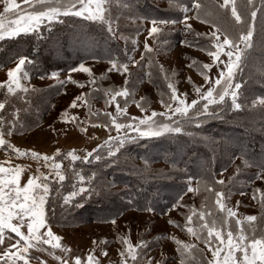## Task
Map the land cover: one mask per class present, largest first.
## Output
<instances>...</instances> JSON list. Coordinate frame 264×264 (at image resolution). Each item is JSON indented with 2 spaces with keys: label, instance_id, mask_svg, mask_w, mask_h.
Returning <instances> with one entry per match:
<instances>
[{
  "label": "trees",
  "instance_id": "16d2710c",
  "mask_svg": "<svg viewBox=\"0 0 264 264\" xmlns=\"http://www.w3.org/2000/svg\"><path fill=\"white\" fill-rule=\"evenodd\" d=\"M237 1L244 2L239 10L248 19L247 0ZM162 2H165L164 8ZM183 2L109 0V13L116 23V32L122 33L120 27H128L126 25L131 21L140 23L138 20L147 18L176 20L181 13L178 7L185 5ZM254 3L259 9L261 0H254ZM201 4L203 8L208 5L206 0H201ZM258 13L253 46L247 50L246 58L233 78L234 83L241 85L237 90L240 109H233L231 97H227L226 104L209 106V112L214 115L185 124L180 133L135 139L123 144L114 157H108V148H101L98 154L103 159L97 161L90 157L91 163L67 160L63 167L65 181L48 182L50 193L44 205L46 223L73 228L112 219L129 208L163 212L185 194L190 178L196 179L197 185H204L206 190L225 168L223 188L232 184L239 187L244 178L252 179L254 173L245 169L260 171L256 164L264 161V156L260 155V148L264 147V107L252 105L254 100L264 97V11ZM107 29V24L100 21L62 15L50 24L45 22L37 34L21 33L0 40V67L9 66L23 55L31 61L24 66L26 72L31 78H42L55 71H68L93 58L122 62L129 55L128 42L121 45ZM152 70L149 68L150 72ZM151 75L158 97L164 98L168 89L162 77L170 75L166 70L161 74L160 69L149 73ZM59 89L53 85L10 94L5 86L0 87V102L5 104L0 117L11 121L18 116L14 127L17 132L37 126L42 119L38 115L45 96H54ZM2 127L6 129L9 125L4 123ZM77 173L84 175L88 183L81 185ZM74 185L77 190L81 186H91L93 191L81 194L83 199L77 196L66 203L64 197ZM206 193L209 192L206 190ZM263 209H260L259 219L264 217ZM262 225L264 222L258 226V237L264 233ZM247 234H252L251 229Z\"/></svg>",
  "mask_w": 264,
  "mask_h": 264
},
{
  "label": "rangeland",
  "instance_id": "374dc122",
  "mask_svg": "<svg viewBox=\"0 0 264 264\" xmlns=\"http://www.w3.org/2000/svg\"><path fill=\"white\" fill-rule=\"evenodd\" d=\"M183 1L185 5L178 7L181 13L175 20L178 23L165 28L164 40L166 42H154L148 37L147 28L150 27V21L153 18L138 20L141 21L140 23L131 21V24L126 25L128 27H120V29H123L121 30L122 33H117L116 23L111 17L113 31L110 32L107 29L108 32L121 45L127 41L128 47L130 48L128 57L124 61L119 62L121 64H127L131 72V77L127 84L131 96L127 98L126 104L125 98H117L120 106L126 108L127 112V117H119L117 120L118 123L127 124L134 122L131 118H143L145 115H151L152 111L158 113L165 111L155 86L151 83L150 78L152 75L149 76V73L153 74L158 69L161 70V66L164 69L163 72L166 70L170 75V81H166L165 76L162 77L166 89H168L167 85L169 82L173 83L178 94H184L181 98H185L187 103H191L193 99H198V95L194 90L196 86L202 87L203 91H206L210 86L205 83L203 76L196 67H189L193 60L197 61L199 65H212L207 72L213 82L218 78L220 71L225 68L228 57L221 53L220 60L224 63H220L217 66V64L213 63L208 51L205 50V45L210 44V41L205 37H200L197 40L195 34L212 31L214 22L222 29H227L230 36H235L238 40L240 33L237 30L239 28L234 24V20L230 16V8L227 12L219 9L218 5L223 3V0H206L208 5L205 4V7L201 8L200 17L197 18L196 10L192 6V0ZM197 2L201 4V0H197ZM17 3L21 7L23 6V0H17ZM240 4L244 5V2L238 3L237 1L238 11L244 16V13L239 10ZM161 6L164 8L165 2H162ZM184 9H187V12ZM2 10V6H0V12ZM185 15L190 17L188 23L191 24V33L184 30L183 18ZM15 18V16L8 17V19ZM205 19L207 22H205ZM248 19L250 21L251 17H248ZM256 26H258L257 21L255 28ZM218 35L223 39L222 32L218 33ZM146 40L155 51L144 55L141 62L142 54L145 53L144 43ZM181 40H187L195 44V46L190 47L181 44ZM239 47L243 48V43H239ZM211 50L214 51L215 49L213 48ZM129 57L139 63L132 64ZM109 61L93 58L81 62L91 69V76L89 73L81 71L71 72L70 69L68 71L53 72L56 73L55 77L51 73L47 77L31 78L23 66L21 72L26 73V75L20 79L21 87L16 91L33 89L35 87H50L53 85L59 86L60 89L54 96H45L38 115L39 117L41 115L42 119L37 126L21 132L13 130L11 135L6 134L7 128L4 129V139L12 148H19L25 152H37L41 154L39 159H33L30 155L17 156L12 148L0 146V165L3 167L22 166L20 176L21 186L27 182L29 176L35 177L38 174L49 176L47 182L58 181L57 178L49 175V168L43 159L44 155L52 156L59 149L61 155L56 158V162L61 164L63 172L66 161L71 160L66 155L69 151L74 150L75 154L81 157L79 160H83L82 158L88 152H91L92 149L97 148L98 145H104V142L109 136H117V131L112 125L110 118L103 115L104 112H110L113 115L116 114V104L115 102L106 103L109 97L105 96V92L113 89L119 91L125 87V83L123 74L114 70H108L110 68ZM17 62L18 60L9 66L0 67V84L7 80L8 69L15 67ZM81 63L74 68H78ZM149 68L151 70L153 68V70L150 72ZM132 72L136 74L132 75ZM163 72L161 71V74ZM236 72L232 79L236 76ZM69 76H71V81L68 79ZM72 81H78L79 84L73 83ZM5 87L7 89V86ZM81 94H84V98L78 100L75 107H70L74 98ZM169 95L170 90L168 89L165 92L164 99L167 100ZM142 97L145 108L144 112L137 107V102H140ZM259 99L254 100L256 103L254 104L252 102V105L264 107V105L259 103ZM200 105L203 106V104ZM173 107H175V104H173ZM91 113H98L99 115L93 116ZM176 118H179V116L177 115ZM120 135L136 136L138 137L137 139L148 138L139 137L138 133H134L128 129L122 130ZM114 147L115 145H113ZM260 151V155L264 156V147H261ZM226 170V168L223 169L214 177L213 185L215 186L212 185V187L215 188V191L223 190L229 193L228 199L225 201L226 206L236 213V217L230 219L229 227L235 231L237 228L235 219H243L249 215L255 216L257 217V221L255 222L256 236L259 238L258 226L262 221L259 219L258 214L260 213V209L264 208V205L261 204L260 193L257 192L255 198L253 194L255 189L264 191V178H256L255 173L259 172V170L246 168V171L254 173L252 179L248 181L244 178V181H240L241 185L239 187H234V184H232L228 188H223L224 184L218 185L215 182L221 179L223 180V175ZM189 181L190 179L187 183V191L179 199L180 205L174 208L173 205L176 202H173L163 212L154 209L151 211H140L135 208H129L112 219L110 218L103 222L92 221L73 228L55 227L47 223V227L41 229V233L46 232L50 228L54 235L61 237L59 243L62 247L54 249L51 244H43V242H40L36 247L29 249V264H60V260L56 257L67 259L69 264H74L75 256H80L82 260L86 259L89 252L93 249L94 240L97 243L93 255L100 259L102 264H119L121 259L119 251L123 248L120 241L121 236H126L134 246L141 241L147 242L148 246L143 250L142 264H147L149 258H151L152 264H155L158 260L162 261L163 264H182L184 256L178 251L180 245H177L176 240L193 244L200 250L198 253H194L195 259L193 264H208V261L212 259V253L208 246L203 242V239H197L186 230L189 226L196 227L198 216L194 217L191 224L187 223V216L193 209L197 213L201 211L202 205H205L203 208L204 211L219 213V209L215 206L208 207L209 202L206 198L209 196V193L207 195L204 185H197L196 179H191V184H189ZM189 186L193 189L198 188V191L189 192ZM214 201L215 197L213 195L211 200L212 205H214ZM219 215L226 216V213H219ZM113 219L116 221L115 224L112 223ZM169 221H173L174 223H170ZM244 226L246 227V224ZM261 228L264 229V226L262 225ZM22 231L27 234L26 224L22 228ZM204 235H206V232ZM15 240L14 233L6 232L5 243L0 244V251L8 247L9 243H15ZM102 240L106 241V243L101 244L100 241ZM215 246L216 242L214 241L212 247L215 248ZM63 248H67L69 251L65 253L62 250ZM102 252H106L107 255H102ZM185 264H187V261H185Z\"/></svg>",
  "mask_w": 264,
  "mask_h": 264
},
{
  "label": "snow or ice",
  "instance_id": "6c2138e0",
  "mask_svg": "<svg viewBox=\"0 0 264 264\" xmlns=\"http://www.w3.org/2000/svg\"><path fill=\"white\" fill-rule=\"evenodd\" d=\"M24 7L22 8L17 0H0V6H2V12H0V40L5 38H12L20 35L21 33L27 34L29 32L37 34L40 31L42 25L47 21L49 24L57 20L60 16L74 15L77 17H84L92 21H100L102 24H107L108 30L113 31L112 18L109 13V0H23ZM248 10L250 11V21L242 16L238 11L237 0H223V3L218 5L219 9H223L227 12L230 8V16L234 20V24L239 28L238 40L235 36H230L227 29H222L213 22V30L208 33H196L197 40L200 37H205L210 44L205 45V50L208 51L213 63L219 66L220 63H224L220 60L221 53L228 57V61L225 64V68L220 71L218 78L213 82L208 75L207 70L212 67L211 64L199 65L197 61L193 60L189 67H196L199 73L203 76L205 83L210 86L206 91L202 90V87L196 86L194 88L198 95V99H193L191 103H187L185 98H181L184 94H178L175 85L171 82L167 87L170 90L168 99L161 98V103L165 108L164 112L152 111L151 115H145L143 118H131L134 122L127 124L118 123L119 117H127L126 108H122L117 101L118 97L125 98V104L127 98L131 96V92L127 87L128 81L131 77V72L127 64H121L117 60H110L109 71H117L124 75L125 87L119 91L109 90L105 92V96L109 97L106 103L116 104V114L113 115L110 112H104L105 117L110 118L112 125L117 131V136H109L104 142V145H98L97 148L92 149L82 159L86 163H91L90 157H94L99 161L103 159L102 155L98 154V150L107 147L108 157H114L119 148L127 141L137 139L136 136H121L122 130L128 129L134 133H138L139 137H158L168 133H180L183 130L185 124H191L193 120H201L209 115L215 113L209 112L210 105H216L227 103V97H231V106L233 109H240L241 104L237 102L238 91L241 88L239 83H234L232 77L240 68V65L246 58L247 50L253 46L255 24L258 17V11H264V0H261V6L257 9L254 0H247ZM193 9L196 10L197 18L200 17V10L202 5L197 0H192ZM187 12V9H184ZM10 16H15V19H8ZM190 17L185 15L183 18L184 30L191 33V24L188 23ZM205 22L207 20L205 19ZM178 21L165 20V19H152L150 21V27L147 28L148 37L154 42H166L165 28L174 26ZM264 28V23H262ZM223 33V39L218 33ZM181 44L187 46H195L187 40H181ZM239 43H243L244 47H239ZM215 49L214 51L211 49ZM145 53L143 56L155 51L148 43L147 40L144 43ZM234 50V51H233ZM234 57V58H233ZM132 64L139 62L132 60L129 57ZM31 63L27 57L19 56L18 62L15 67L9 68L7 71V80H5L0 87L7 86L8 93H14L21 87L20 79L26 73H22L23 66ZM81 71L89 73L91 76V69L81 63L78 68H72L71 72ZM161 71L164 69L161 66ZM55 77L56 73H52ZM71 81V76L68 77ZM166 80L170 81V78L166 75ZM79 84L78 81H72ZM94 82V78H93ZM84 98V94L77 96L72 101L70 107H75L77 101ZM254 104L256 101L253 102ZM259 103L264 105V98L259 99ZM175 104V107H173ZM203 104V108L199 107ZM137 107L142 112L145 111L143 106V97L140 102H137ZM5 108V104L0 102V110ZM191 110V111H190ZM195 113V116L192 113ZM93 116H98V113H91ZM177 115L179 120H177ZM75 119V117H73ZM18 120V116H14L11 121H4L0 117V124L7 123V135H11L15 123ZM170 121V122H169ZM106 126V125H105ZM199 125L197 124V127ZM5 130L0 126V146H7L12 148L10 144L4 139ZM113 145L115 147L113 148ZM17 156L30 155L33 159H39L40 153L37 152H25L19 148H12ZM61 155L60 150L57 149L56 153L52 156L44 155L43 159L46 166L49 168V175L54 176L59 182L65 181V175L62 172L61 164L56 162V158ZM72 161H77L81 157L77 156L73 151H69L67 154ZM255 163V162H254ZM256 166L260 169L255 173L257 179L264 178V161L259 162ZM39 172V170H37ZM74 171V170H73ZM22 172V166L17 165L15 167H3L0 165V244L5 243V233H14L16 240L15 243H9L8 247L3 248L0 251V262L2 264H29L28 252L30 248L36 247L37 244L43 242V244H51L52 248H61L59 241L61 237L53 234L50 228L46 232L41 233V229L47 227L46 217L44 214L43 206L50 193V185L47 182L49 176L38 174L35 177L29 176L27 182L21 186L20 176ZM81 185L88 183L86 177L82 174H76ZM95 175V174H93ZM231 179V178H229ZM191 184V178L189 181ZM215 184L223 185L224 180H218ZM209 192V196L206 198L208 207H217L219 213H226V216H221L219 213H213L212 211H204L205 205L201 206V211L198 213L195 209L187 216V223L191 224L194 217L198 216L196 227H187V232L195 236L197 239H203V242L208 246L212 253V259L208 261V264H264V233H261L259 238L256 236L255 222L257 217L249 215L243 219H235L237 226L233 231L229 227V221L231 218L236 217V213L226 206L225 201L228 199L229 193L227 191H215L214 187L206 189ZM57 191H59L57 189ZM93 189L91 186L85 188L79 187L77 190L75 185L73 190L64 197L65 202H71L73 198L80 196L81 194L91 193ZM189 192L198 191L191 186L188 187ZM259 192L261 196V204L264 205V192L260 189L254 190V198L256 193ZM214 195V205L211 204L212 196ZM182 199V198H181ZM180 205L178 200L173 207ZM149 211L152 209L149 208ZM15 221V222H14ZM264 222V217L261 218ZM174 223L173 221H169ZM115 224V219L112 220ZM27 227V234L22 231V228ZM246 224V227L244 226ZM251 229L252 234H246ZM206 232V235L204 233ZM226 235V240H225ZM173 239H175L173 237ZM120 241L123 248L119 251L120 262L119 264H142L143 250L147 248V242L141 241L135 246L129 242L126 236H121ZM216 242L215 248L212 247L213 242ZM35 242V243H34ZM177 245H180L178 251L184 256L182 264H193L195 259L194 253H198L200 250L193 244L184 243L176 240ZM96 241H93V249L89 252L86 259L82 260L80 256L74 257V264H102L93 252L95 251ZM101 244L106 241H100ZM65 253L69 250L67 248L62 249ZM102 255H107L106 252H102ZM191 257V259H189ZM60 260V264H69L67 259L56 257ZM147 264H152L151 258L148 259ZM155 264H163L162 261H156Z\"/></svg>",
  "mask_w": 264,
  "mask_h": 264
}]
</instances>
